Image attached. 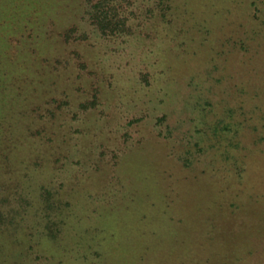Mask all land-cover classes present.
Instances as JSON below:
<instances>
[{"label":"rangeland","instance_id":"1","mask_svg":"<svg viewBox=\"0 0 264 264\" xmlns=\"http://www.w3.org/2000/svg\"><path fill=\"white\" fill-rule=\"evenodd\" d=\"M49 1L0 15V59L29 50L46 82L23 59L2 92L31 152L0 178V264H264L261 1L56 0L40 21ZM50 21L56 55L31 42Z\"/></svg>","mask_w":264,"mask_h":264},{"label":"trees","instance_id":"2","mask_svg":"<svg viewBox=\"0 0 264 264\" xmlns=\"http://www.w3.org/2000/svg\"><path fill=\"white\" fill-rule=\"evenodd\" d=\"M52 1V0H51ZM158 8L163 11L162 16L166 17V12L165 10L170 9V2L172 0H153ZM261 3L264 6V0H260ZM12 2V0H0V15L3 13L5 10V6L7 3ZM91 0H86L85 4L87 7L91 8ZM255 3H258L255 1ZM57 5L56 0H53L52 2H48V4L44 7L46 15H43L41 18L43 21L45 18L58 16L57 14H54V7ZM98 6V5H97ZM95 7V5H94ZM87 8L86 13L89 14L90 16L94 17V11L93 9ZM258 12L260 11L259 8ZM212 10V8H211ZM261 15L257 16V20L261 19ZM264 17V16H263ZM262 17L261 21L259 24H257V30L256 33L258 36L264 34V18ZM208 23V22H207ZM210 23V22H209ZM59 25V24H58ZM56 22L50 21L48 24V27L45 28L44 25H38V23L34 24L31 26L33 27V31L31 32V36H33V40L31 42H34V45H40L41 47L46 44L45 48H47V51L54 47L56 43V36H59L60 33L57 34L58 29L61 26H58ZM210 28L209 31L210 33L214 32V27L212 24H209ZM208 25V27H209ZM52 26V27H51ZM53 26H55L53 28ZM74 27V26H73ZM69 28L64 32L65 37L67 38H75L71 37L70 33H73V29L75 28ZM50 30L48 31V29ZM69 35V36H68ZM78 39V38H75ZM27 40H29V37H27ZM246 40H251L249 37L247 39H243L238 42V44H234L236 49L239 48H246L245 44ZM30 43V42H29ZM27 43V44H29ZM43 43V44H42ZM258 51L254 52V56H258L260 53H264V44H261ZM28 50V49H27ZM53 50V49H52ZM26 51V50H25ZM29 52V53H28ZM24 52L23 55L19 54L20 57H16L15 59H10L9 58H2L0 59V82L3 83V89L1 90L0 97L3 99H0V178L3 176L5 178H9L10 180L12 178H15L16 175L21 173L23 171L24 166L27 165V160L29 157V154L31 152L30 150V143L28 145V141L26 140L29 136H27L26 132L29 130L25 125V120H24V115L25 112L28 114L30 112L29 110H24L22 109L25 105V102L27 103V99L24 97H21L20 95L17 97V99L12 98L11 94L8 95V93H2V92H8L9 88L14 87V85L17 84L15 83V80L18 81L17 79V73H16V67L20 64L23 59L26 61L29 67H33V71L31 74V78H29V83H46L43 82L45 80V75L41 74V68L43 67L42 64H40L36 59H32L30 56V51ZM51 55H56V52H49ZM29 54V55H27ZM26 55V58L24 56ZM23 56V57H22ZM56 57V56H53ZM21 59V60H20ZM59 58H54V64L58 62ZM54 75L59 78L58 70L56 66L53 68ZM15 77V78H14ZM34 77V80H33ZM12 78H14V82L12 81ZM41 80V81H38ZM19 82V81H18ZM252 85H254L252 83ZM246 86H251V83H246ZM244 88L243 92L244 94H254V86L253 88ZM34 88V87H33ZM32 88V92L36 90L37 88L35 87L34 89ZM264 76L262 77V82L260 84V93H258L261 96H264ZM13 90V89H12ZM14 92V91H13ZM12 92V96H13ZM30 92V91H28ZM11 93V92H10ZM15 102L14 104H11L9 101ZM8 176V177H7ZM3 179V178H2ZM0 180L3 181V180ZM6 185L2 184L0 187L3 190L8 191L10 188L5 187ZM3 213L0 214V224L2 225V218H3ZM1 239V235H0ZM6 250V249H5ZM5 250L0 244V256L5 255ZM156 253V252H154ZM153 255V254H152ZM165 258V255H162V253H156L154 256L150 257L149 259H146V262L149 264H156L158 261L157 260H162Z\"/></svg>","mask_w":264,"mask_h":264}]
</instances>
